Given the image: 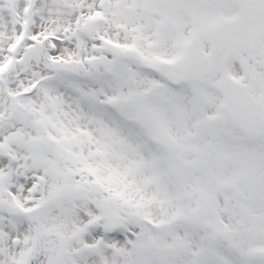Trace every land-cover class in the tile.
Wrapping results in <instances>:
<instances>
[{"label":"snow or ice","instance_id":"1","mask_svg":"<svg viewBox=\"0 0 264 264\" xmlns=\"http://www.w3.org/2000/svg\"><path fill=\"white\" fill-rule=\"evenodd\" d=\"M0 264H264V0H0Z\"/></svg>","mask_w":264,"mask_h":264}]
</instances>
